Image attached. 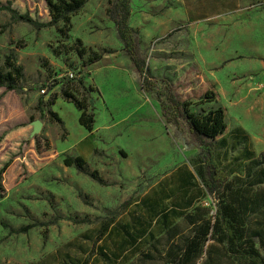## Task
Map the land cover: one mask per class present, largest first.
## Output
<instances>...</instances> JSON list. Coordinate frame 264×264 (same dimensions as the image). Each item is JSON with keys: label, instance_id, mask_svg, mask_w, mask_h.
<instances>
[{"label": "rangeland", "instance_id": "374dc122", "mask_svg": "<svg viewBox=\"0 0 264 264\" xmlns=\"http://www.w3.org/2000/svg\"><path fill=\"white\" fill-rule=\"evenodd\" d=\"M109 1L87 0L67 26L35 28L2 7L48 23L46 0H0V68L11 55L24 73L19 92L0 88V264H121L153 250L165 228L187 230L183 217L197 206L206 217L215 213L197 174L198 147L165 123L156 92L140 88L107 16ZM187 1L131 0L129 24L157 88L168 80L194 112L224 107L227 131L215 154L229 179L242 177L264 153V72L248 66L264 56V39L244 36L264 22V0L215 23L188 20ZM93 55L99 61L84 65ZM68 70L77 79L60 78L39 110L41 88ZM63 89L92 98L93 129L79 124ZM206 90L218 99L198 102ZM49 109L63 124L49 120ZM35 120L42 122L37 133ZM66 156H82L104 183L65 166Z\"/></svg>", "mask_w": 264, "mask_h": 264}, {"label": "trees", "instance_id": "16d2710c", "mask_svg": "<svg viewBox=\"0 0 264 264\" xmlns=\"http://www.w3.org/2000/svg\"><path fill=\"white\" fill-rule=\"evenodd\" d=\"M86 1L46 0L50 16L48 23L36 22L27 14H17L10 7L3 6L2 9L9 10L15 21L28 22L35 28L53 26L59 22L67 26L70 15L81 10ZM107 14L115 26L117 37L124 45L130 65L139 78L140 88L146 93L156 92V100L165 123L187 133L197 145V174L216 204L212 218L201 214L202 208L197 206L183 217L187 230L179 223L165 228L162 237L154 240L153 250L137 254L121 264H264V153L249 161L244 176L229 179L214 150L215 141L227 131L224 107L219 105L208 111L194 112L190 109L191 101L180 100L168 80H161L160 88H157V80L146 74V61L140 52L137 31L129 24L132 15L131 0H110ZM99 59L100 56L93 55L84 65ZM22 78V67L15 64L13 56H5L0 68V88L19 92ZM61 79H57L48 88H54ZM75 79L65 80L71 83ZM42 97L40 95L37 105L39 110L45 103ZM60 98L77 108L78 122L85 130L93 129L92 98L79 99L77 92L68 89L62 90ZM55 99L56 97H52L47 105H54ZM216 99V92L206 90L198 102H214ZM46 112L50 121L63 124L52 109ZM63 164L67 167L75 165L92 180L104 183L98 171L90 170L82 156H66ZM2 226L7 227L6 224ZM21 231H26L25 227L20 228L19 232ZM211 240L213 243L209 244ZM203 248H206L205 259L200 258ZM222 257H231L233 260H221ZM87 261L88 259H84L82 264H87Z\"/></svg>", "mask_w": 264, "mask_h": 264}, {"label": "crops", "instance_id": "0c3cea01", "mask_svg": "<svg viewBox=\"0 0 264 264\" xmlns=\"http://www.w3.org/2000/svg\"><path fill=\"white\" fill-rule=\"evenodd\" d=\"M250 2H252V0H188L186 2L188 6L187 19L193 23L206 21H210L211 23L220 22L225 18H229L232 15L231 12L233 11L236 10L239 12L246 9ZM244 36L253 38L257 36L264 39V22L258 25V30L255 35L252 36L248 33H244ZM262 42L264 43V40ZM263 50L264 47L261 48L260 51ZM260 51L256 52L259 53ZM248 66L252 69L251 71L260 70L261 72H264V56L260 58V60H258V57H255L252 63H250ZM263 105L264 101L261 103L262 111H264ZM262 128L264 129L263 122ZM261 148L264 149V142H261Z\"/></svg>", "mask_w": 264, "mask_h": 264}, {"label": "built area", "instance_id": "2783aa9c", "mask_svg": "<svg viewBox=\"0 0 264 264\" xmlns=\"http://www.w3.org/2000/svg\"><path fill=\"white\" fill-rule=\"evenodd\" d=\"M58 78L59 79L60 78H62V79L63 78H65V79H68V78L69 79H72V78H74L75 79V78H77V74H75L73 72V70H68L64 75H61ZM48 89H49L48 86L47 87L44 86V87L41 88L40 92L42 93L43 96L48 95V92H49ZM49 90H53V88L52 89H49Z\"/></svg>", "mask_w": 264, "mask_h": 264}, {"label": "water", "instance_id": "95a60500", "mask_svg": "<svg viewBox=\"0 0 264 264\" xmlns=\"http://www.w3.org/2000/svg\"><path fill=\"white\" fill-rule=\"evenodd\" d=\"M33 133H37L39 131V129L42 127V122L40 120H35L33 122Z\"/></svg>", "mask_w": 264, "mask_h": 264}]
</instances>
